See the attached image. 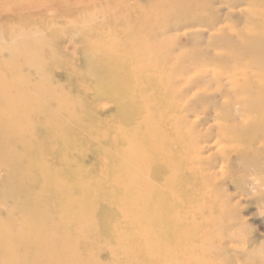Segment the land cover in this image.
<instances>
[{"label": "bare ground", "instance_id": "6f19581e", "mask_svg": "<svg viewBox=\"0 0 264 264\" xmlns=\"http://www.w3.org/2000/svg\"><path fill=\"white\" fill-rule=\"evenodd\" d=\"M185 1L190 11L202 0ZM247 1L240 44L214 48V88L233 110H217L212 176L205 131L184 115L194 97L185 75L211 64L198 57L205 51L178 58L167 40L169 53L157 55L146 28L155 11L145 10L147 23L126 0H0V264H225V244L195 217L231 155L254 160L264 146V0ZM104 2L132 13L135 32L74 28L73 52L56 50L45 3L72 22L77 4Z\"/></svg>", "mask_w": 264, "mask_h": 264}, {"label": "rangeland", "instance_id": "374dc122", "mask_svg": "<svg viewBox=\"0 0 264 264\" xmlns=\"http://www.w3.org/2000/svg\"><path fill=\"white\" fill-rule=\"evenodd\" d=\"M133 1L135 0H126L127 7L135 17H142L140 18L141 20H146L145 16L147 13L146 15L144 14L146 9L147 12L148 10L150 11L148 14L155 11L154 16H157V18H152L155 22L153 20L154 23L150 22L146 25V28L147 31L149 30L148 32L151 33L150 36L155 39L154 42L160 43L156 45H159L158 47L162 46V48L156 46L158 48H155L157 55L162 56L169 51L165 48V44H168L170 41V51L178 58H180L179 56L182 54L181 56L184 55L183 57L185 60H190L192 54L197 55L196 53H202L203 51H205L203 52L204 54L202 53L203 55L200 54V56L198 54V57L202 56L203 58L205 56V58H210L211 56V58L208 59L211 64L207 61L201 68L199 66L200 69H204L201 71L205 72H201L200 69L197 68V70L195 69L196 71H192L195 76L190 73L187 74V77L185 75V78H190L189 83L191 85H186L188 87L185 86L183 91L186 90L184 94L189 95V97L191 96L190 94L194 95L191 100L184 95L185 101L189 99V105H187L184 115L187 116L186 118L189 121L191 119L190 122H195L194 126L196 127L197 133L198 131H205L204 134H201V132L198 134L201 136L200 145L210 147L203 152V155H209L208 157L210 159H208L206 163L211 167L210 172L214 171L212 174L213 176L215 172L219 170L218 166L222 160L219 154L216 153V148L214 146V141H216L218 135V127L216 126L218 121L216 120L217 110L220 109L221 111L223 110V112H227L231 109L233 110L227 102H223L224 100L220 92L217 91V88H214L216 83L213 81L214 65H212V63L216 64L217 62L212 60L216 57L213 58L215 55L214 48L223 41L240 44V32L246 28V25H249L248 20L250 12H253L254 9L250 7L247 0H202L201 2L194 3V8L190 11L183 8L182 4H187L185 0H137V2L135 1L136 4ZM86 5L87 4H77L75 6L73 10L77 9L82 15L80 17L79 14L77 16L79 20L75 19V21L72 22L70 19H65L62 14H60V11L54 9L49 3H45L43 9L40 10L42 14H45L44 16H46L45 20L47 23L61 35L60 40L53 41L52 43L54 47H56V50L62 54L73 52L72 41L69 40V37L73 34L74 28L79 30H83L84 28V30H88L90 33H95L93 30H95L96 27H103V25L116 22L124 26L125 30L130 34H133L137 29V25L133 26L131 21L132 17H134L132 13L131 16H122L120 10L110 8L105 2L102 4ZM136 5L137 7H135ZM232 24H235L233 31L229 30L233 28ZM148 25L151 28H148ZM217 27L221 29L224 28L225 35H227L225 32L229 31L227 32L229 36H225L223 30V35L220 33L218 34V31L221 29L218 28L219 30H217ZM238 30L240 31L239 33ZM27 31L25 30L26 34H32V32ZM119 41L123 42L121 38ZM125 42L129 43L128 41ZM153 43H150V45ZM197 50L199 51L197 52ZM206 50L210 52V55ZM205 53L207 54L205 55ZM188 54L190 55L188 56ZM202 58H200L199 62ZM57 72H59V76ZM57 72H55V78L58 81H62L64 76L60 71ZM197 72H201L202 75ZM210 73L212 74L210 75ZM211 76V79L208 78ZM208 82H210V84L212 83L211 85H213V87L208 84ZM199 87H205L206 90L203 89L202 91L200 90L202 88ZM211 89H214V91L216 90L214 92L215 94H212L213 91ZM207 92H209L208 96ZM197 120L199 122H197ZM201 128L202 130H200ZM257 149L256 154L253 155V158L256 160L250 159V156L247 155L246 152H234L227 165L229 167L228 171L224 172L223 176L218 175L217 179L212 177V183L210 182L211 184L207 185L208 192L205 193L206 197L196 208V214L198 216L196 215L195 222L196 225H199L198 228H200V230L213 232L212 234L214 237L225 244L226 248L223 255V257H225V264H264V146H257ZM214 158L215 160L213 161ZM201 215L204 219H202L203 217L201 218ZM204 227H208L209 229H205Z\"/></svg>", "mask_w": 264, "mask_h": 264}]
</instances>
